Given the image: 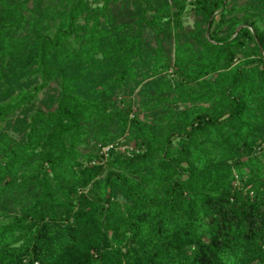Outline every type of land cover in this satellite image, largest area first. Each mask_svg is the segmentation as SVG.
I'll use <instances>...</instances> for the list:
<instances>
[{
    "label": "trees",
    "instance_id": "trees-1",
    "mask_svg": "<svg viewBox=\"0 0 264 264\" xmlns=\"http://www.w3.org/2000/svg\"><path fill=\"white\" fill-rule=\"evenodd\" d=\"M119 1L0 0V264H264V29Z\"/></svg>",
    "mask_w": 264,
    "mask_h": 264
},
{
    "label": "rangeland",
    "instance_id": "rangeland-1",
    "mask_svg": "<svg viewBox=\"0 0 264 264\" xmlns=\"http://www.w3.org/2000/svg\"><path fill=\"white\" fill-rule=\"evenodd\" d=\"M53 2L57 0H51ZM104 0H87V5L89 8L94 9L102 6ZM159 2L163 3L164 0H158ZM46 2V0H29L28 7L32 8L33 10L37 7L38 3ZM136 0H127L126 2H118L116 5H111V9L113 12V15L115 17V23L121 24V23H129L132 19V9L135 6ZM184 6H183V13L181 15V24L183 28L187 31L193 29L194 27V21H195V15L192 11L193 5L191 4L190 0H184ZM224 7L226 8V11L228 12L226 18L228 20L235 19L237 25L235 26L236 30L243 26L247 20H254L257 22L258 26L262 29H264V19L259 20L258 14L255 11L254 7L260 8V0H225ZM263 18V16H262ZM103 19V18H102ZM101 19V20H102ZM82 23H85V21H82ZM208 24L206 25V28L208 30ZM207 34V32H206ZM222 35L224 36H231L230 30L222 31ZM154 41L151 36V32L147 30V39L145 42V45L143 46V52L146 55H150L154 51ZM175 75L172 70H170V73L168 76L170 78H173ZM152 79V77H148L144 79L143 82H146L147 80ZM42 84V81L40 78L32 76L29 79H22L21 84L19 87L13 90L11 95L17 94L20 90L25 91H35V88L39 87ZM139 88H136L131 94L130 97H133L134 100H136V93ZM58 91V85L55 82L49 83L48 86L42 88L38 93L36 94V98L34 99V102L31 105V112L34 111L37 108L46 110L47 108L51 107L53 104V100L57 96ZM122 105V103H120ZM136 107L133 106V110H135ZM133 114H131L132 116ZM22 117V113L20 115ZM139 117H143V114H140ZM6 124L2 123L1 127H5ZM6 131L10 133L13 137L19 138V136L14 132V130L10 127L6 128ZM134 144L132 142L128 143V148L132 149V146ZM111 146V145H110ZM126 146H121L120 149H124ZM103 153H105V148L102 150Z\"/></svg>",
    "mask_w": 264,
    "mask_h": 264
},
{
    "label": "built area",
    "instance_id": "built-area-1",
    "mask_svg": "<svg viewBox=\"0 0 264 264\" xmlns=\"http://www.w3.org/2000/svg\"><path fill=\"white\" fill-rule=\"evenodd\" d=\"M111 146H108V147H105V151H107L108 150V148H110Z\"/></svg>",
    "mask_w": 264,
    "mask_h": 264
}]
</instances>
